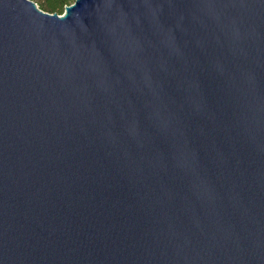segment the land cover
Listing matches in <instances>:
<instances>
[{
    "label": "water",
    "instance_id": "obj_1",
    "mask_svg": "<svg viewBox=\"0 0 264 264\" xmlns=\"http://www.w3.org/2000/svg\"><path fill=\"white\" fill-rule=\"evenodd\" d=\"M0 264H264V0H0Z\"/></svg>",
    "mask_w": 264,
    "mask_h": 264
},
{
    "label": "trees",
    "instance_id": "obj_2",
    "mask_svg": "<svg viewBox=\"0 0 264 264\" xmlns=\"http://www.w3.org/2000/svg\"><path fill=\"white\" fill-rule=\"evenodd\" d=\"M37 5L48 12L61 14L66 5L71 4L74 0H35Z\"/></svg>",
    "mask_w": 264,
    "mask_h": 264
},
{
    "label": "rangeland",
    "instance_id": "obj_3",
    "mask_svg": "<svg viewBox=\"0 0 264 264\" xmlns=\"http://www.w3.org/2000/svg\"><path fill=\"white\" fill-rule=\"evenodd\" d=\"M32 1L36 2L35 0H32ZM36 3H37V2H36Z\"/></svg>",
    "mask_w": 264,
    "mask_h": 264
}]
</instances>
